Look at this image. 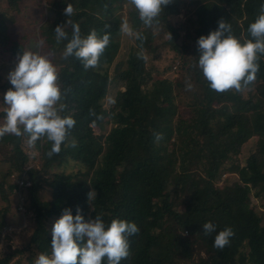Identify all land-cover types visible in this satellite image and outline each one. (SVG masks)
Masks as SVG:
<instances>
[{
    "label": "trees",
    "instance_id": "16d2710c",
    "mask_svg": "<svg viewBox=\"0 0 264 264\" xmlns=\"http://www.w3.org/2000/svg\"><path fill=\"white\" fill-rule=\"evenodd\" d=\"M6 1L10 12L0 9V53L22 56L24 45L9 32L21 0ZM38 3L49 13L46 17L43 12L38 25L40 50L56 67L62 94L67 90L57 104L59 114L76 123L60 153L51 158L47 153L52 142L46 137L36 141L33 146L40 151L36 164L23 145L28 134L0 138L2 162L7 164L0 178V197L6 202L0 207V233L9 225L6 215L15 200L16 184L8 181L13 173H26L31 181L23 188L24 206L34 222L28 243L0 253V264H16L22 257L35 264L42 253L51 257L48 220H58L69 208L73 216L81 209L86 221L99 215L106 225L126 220L138 226L139 232L128 237L130 255L121 264H264V206L248 204L252 195L264 197V54H258L253 83L241 91L219 93L198 67L197 43L217 30L222 19L231 25L228 34L242 44L254 40L248 29L264 0H173L152 27L143 23L130 0ZM69 3L74 6L71 17L64 14ZM182 12V20L173 19ZM125 20L147 39L133 36L121 66L111 73ZM73 24L80 26L82 37L92 30L101 38L109 34L98 67L85 70L74 55L64 57ZM57 25H64L68 36L59 43ZM163 33L166 36L156 44ZM160 44L181 58L173 79L155 77L158 67L148 58H138L141 45L144 56L157 58ZM112 85L116 90L106 107ZM6 109L0 110L4 123ZM109 118L113 126L104 131ZM157 133L163 134L159 143ZM252 138L255 149L242 163V148ZM73 140L76 147L71 146ZM67 159L82 168L72 173L52 170ZM226 172L237 177L219 185ZM44 185L51 189L49 199L41 196ZM93 189L97 197L90 203L88 193ZM209 221L216 231L206 236L203 224ZM227 227L234 235L220 251L213 247L214 237Z\"/></svg>",
    "mask_w": 264,
    "mask_h": 264
},
{
    "label": "clouds",
    "instance_id": "9594fccd",
    "mask_svg": "<svg viewBox=\"0 0 264 264\" xmlns=\"http://www.w3.org/2000/svg\"><path fill=\"white\" fill-rule=\"evenodd\" d=\"M172 2L173 0H130L138 10L140 19L148 27L159 22L160 14ZM73 12L74 6L69 3L64 14L71 17ZM72 28V38L66 44L64 57L74 55L85 70L98 67L100 57L110 42L109 34L101 38L92 30L87 37H82L78 24H73ZM120 30L142 42L147 39L140 33H134L126 20L121 24ZM248 30L254 40L250 39L242 44L238 38L228 34L231 33V25L222 19L217 30L199 37L198 67L210 88L216 92L223 93L230 89L241 91L256 80L259 71L258 54H264V5H261L258 18L250 24ZM54 32L57 43L68 39L64 25H57ZM138 58L147 59L142 45ZM6 78L13 87L4 94V104L8 107L6 122L0 126V138L6 134L17 137L28 134V143L35 145L37 140L46 137L52 142L48 157L59 154L76 121L70 116L62 117L59 114L62 109L57 104L62 95H67V90L62 94L54 64L48 56L23 52L14 70ZM186 86L191 90L190 83ZM161 139L163 134L157 133L156 142L159 143ZM71 146L76 147L74 140ZM96 197L95 189L88 193L90 203ZM81 213L79 208L75 216L70 208L64 210L51 230V257L42 253L35 264H103L105 258L107 264H121L123 259L129 257L128 237L139 232L134 222L113 220L110 225H106L99 215L86 221ZM215 231L216 225L212 222L203 224L206 236ZM233 235L230 227L219 231L214 237L213 247L223 250L230 244Z\"/></svg>",
    "mask_w": 264,
    "mask_h": 264
},
{
    "label": "rangeland",
    "instance_id": "374dc122",
    "mask_svg": "<svg viewBox=\"0 0 264 264\" xmlns=\"http://www.w3.org/2000/svg\"><path fill=\"white\" fill-rule=\"evenodd\" d=\"M39 0H21L20 9L17 11H13V20L9 25V32L11 33L12 38L18 40L24 45L25 52H33L39 55H42L41 52V44L40 37L38 36V25L40 19L43 17V12L47 17L49 13L45 11L43 7L38 3ZM43 5L47 6V0H43ZM0 9H5L9 11L8 2L6 0H0ZM10 12V11H9ZM44 16V17H45ZM184 12L180 13L177 17H174V20L183 19ZM166 34H162L157 36L156 44H159ZM134 38L133 36H129L127 33H123L122 36V44L119 50V53L114 60V62L110 66V72L113 73L118 67L121 66L123 59L130 46L133 44ZM158 57L155 58L152 54H146L149 62H153L157 67L158 71L155 73V77H159L161 79H173L177 76L178 71L177 68H174V65L180 64L181 58L168 46V45H158L157 52ZM20 55L13 54L10 51H5L0 53V110L7 108L8 106L4 104V94L13 86L10 81L7 80V76L10 71L14 70L16 64L18 63ZM172 66V67H171ZM171 67V68H168ZM116 87L112 85L110 87L109 93L106 98V107L109 105V102L114 95ZM4 120L0 118V126H3ZM113 126L112 119H107L105 121V126L102 130H110ZM95 131H100L99 128H95ZM29 137L24 139L23 145L27 152L30 154L33 159V163H37L40 160V151L36 149L33 145L28 143ZM255 149V138L250 139L242 148L240 159L241 162L244 163V158L250 153V151ZM7 167V164L2 162V152L0 150V178L4 175V171ZM82 166L80 163L74 161L73 159H67L61 163L55 164L52 167L53 171H63L65 173L76 172L81 169ZM20 175V174H19ZM18 174H11L8 177V181L14 183V179ZM237 176L232 173H224L217 181L219 185L225 183L228 179L233 180ZM41 196L45 199H49L51 197V189L47 185H44L41 189ZM15 200L12 201V205L9 208V212L6 215V220L8 221V226L14 227L12 232L5 233L4 236L0 235V253L5 251H9L15 247H23L25 246L30 238V234L32 232L34 222L33 216L31 212H26L25 209L18 208L19 204V196L13 190ZM24 197L26 199V195L24 192ZM6 202L0 197V207L5 205ZM249 206L255 208H262L264 206V197L259 198L255 195H252L248 201ZM17 205V208H16ZM56 218L52 217L48 220L49 231L52 234V227L56 222ZM40 254H38L39 257ZM37 257V258H38ZM16 264H28L25 257H22L20 262H16Z\"/></svg>",
    "mask_w": 264,
    "mask_h": 264
},
{
    "label": "built area",
    "instance_id": "2783aa9c",
    "mask_svg": "<svg viewBox=\"0 0 264 264\" xmlns=\"http://www.w3.org/2000/svg\"><path fill=\"white\" fill-rule=\"evenodd\" d=\"M176 67H177V64L174 65L175 69H176ZM27 167L29 168L30 166H27ZM14 183L16 184V187L14 188V191L16 193H18L19 201H20L19 204H18V208L24 209L25 208V206H24L25 197H24L23 188L28 186V185H30L31 181H30L29 178H27L26 173H22V174L18 175L16 177V179H14ZM13 229H14V227H10V226L5 227L3 229V231L0 233V235L4 236L5 233L12 232L11 230H13Z\"/></svg>",
    "mask_w": 264,
    "mask_h": 264
}]
</instances>
